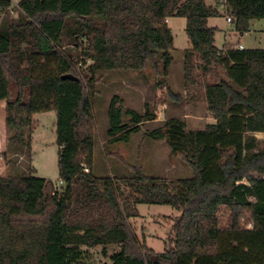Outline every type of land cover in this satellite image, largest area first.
<instances>
[{"label": "trees", "instance_id": "trees-1", "mask_svg": "<svg viewBox=\"0 0 264 264\" xmlns=\"http://www.w3.org/2000/svg\"><path fill=\"white\" fill-rule=\"evenodd\" d=\"M220 5L242 35L252 18H264V0H19L17 16L2 11L7 140L13 152L24 151L35 114L55 110L63 187L32 167L0 175V264H85L83 247L97 246L109 261L88 264H264V140L256 135L264 132V47L219 48L208 20L220 16ZM171 17L187 22L186 90L205 98L216 122L190 129L173 117L149 135L166 140L193 176L167 180L134 166L128 180L97 178L95 84L106 72L150 69L164 83L174 62ZM69 73L79 79L62 78ZM109 117L112 143L129 141L156 114L126 108L115 95ZM140 203L181 212L163 252L130 222Z\"/></svg>", "mask_w": 264, "mask_h": 264}, {"label": "rangeland", "instance_id": "rangeland-1", "mask_svg": "<svg viewBox=\"0 0 264 264\" xmlns=\"http://www.w3.org/2000/svg\"><path fill=\"white\" fill-rule=\"evenodd\" d=\"M208 4H223V0H206ZM19 0H0V14L4 10L13 16L18 15ZM220 16L211 17L210 24H217V44L223 46L225 35L227 42L241 43L247 48L264 47V18H252L249 31L246 35L237 33L235 23L228 22V13L223 5L218 6ZM184 17H174L169 26L174 35V62L166 81L153 70L143 72H126L114 70L106 72L94 87L93 107L97 121V136L94 148L93 175L97 178L112 176L119 182L135 176L134 166L158 178L176 180L193 176V170L179 155L172 152L166 140H156L149 133L161 126L168 118H183L188 128L204 129L209 123L216 122L215 117L208 108L202 95L195 96L193 90L187 91L185 87L184 57L185 50L189 48L190 41L184 29ZM145 74V75H144ZM209 78V77H208ZM181 96L176 100L169 90ZM115 95H119L126 108L144 113L147 107L155 112L154 120L145 121L139 132L134 133L129 141L117 140L108 142L110 127V104ZM6 102L0 104V175L14 171H25L29 167L34 174L45 177L55 183L58 190H62L58 166L59 146L56 142L55 110L38 112L35 114L34 125L31 131V142L24 151H12L7 140L6 128ZM256 135L264 140V132ZM6 153V155H5ZM259 199L264 201V178L259 184ZM138 215L132 217L130 222L138 236L156 252H163L166 243L174 237L173 226L175 219L181 212L171 205L140 203L137 205ZM243 225L250 227L251 222L244 219ZM84 263L109 261L102 253V246L86 248ZM116 246H109L111 253Z\"/></svg>", "mask_w": 264, "mask_h": 264}, {"label": "crops", "instance_id": "crops-1", "mask_svg": "<svg viewBox=\"0 0 264 264\" xmlns=\"http://www.w3.org/2000/svg\"><path fill=\"white\" fill-rule=\"evenodd\" d=\"M228 16H226V18H227ZM172 18H174V17H171V18H169L168 19V23H170V21H171V19ZM186 21V20H185ZM186 23L187 22H185V25H184V29H186ZM208 24H209V26H216L217 28H218V30H217V32H216V35H215V44L219 47V48H225V47H227L228 45H237V44H241V45H243L244 46V48H247V46H245L244 44H242L241 43V40H239L237 43H230V42H227V35H225V42H224V45L223 46H219L218 44H217V33H218V31H219V26L217 25V24H210V18H209V20H208ZM238 33V32H237ZM247 33H245L244 35H246ZM189 48H191V45L189 46ZM3 103V102H2ZM5 113H6V105H5Z\"/></svg>", "mask_w": 264, "mask_h": 264}, {"label": "water", "instance_id": "water-1", "mask_svg": "<svg viewBox=\"0 0 264 264\" xmlns=\"http://www.w3.org/2000/svg\"><path fill=\"white\" fill-rule=\"evenodd\" d=\"M62 78L63 79H72V80H78L79 79L78 76L71 74V73L63 75Z\"/></svg>", "mask_w": 264, "mask_h": 264}, {"label": "built area", "instance_id": "built-area-1", "mask_svg": "<svg viewBox=\"0 0 264 264\" xmlns=\"http://www.w3.org/2000/svg\"><path fill=\"white\" fill-rule=\"evenodd\" d=\"M168 19H169V18H168ZM168 19H166L167 22H168ZM227 21H228V22H231V18H230L229 16L227 17ZM237 47H238L239 49H244V46L241 45V44H239ZM85 170L88 171V168H85Z\"/></svg>", "mask_w": 264, "mask_h": 264}]
</instances>
